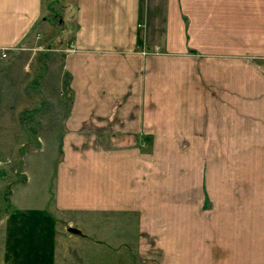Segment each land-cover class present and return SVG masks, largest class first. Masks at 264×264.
<instances>
[{"label": "crops", "instance_id": "crops-1", "mask_svg": "<svg viewBox=\"0 0 264 264\" xmlns=\"http://www.w3.org/2000/svg\"><path fill=\"white\" fill-rule=\"evenodd\" d=\"M201 3L0 0V140H61L51 253L60 225L81 239L73 221L97 214L132 222L160 264H264V0ZM64 21L66 52L33 49ZM28 235L12 226L0 264H28Z\"/></svg>", "mask_w": 264, "mask_h": 264}, {"label": "rangeland", "instance_id": "rangeland-1", "mask_svg": "<svg viewBox=\"0 0 264 264\" xmlns=\"http://www.w3.org/2000/svg\"><path fill=\"white\" fill-rule=\"evenodd\" d=\"M145 1L150 2L151 0ZM199 4L201 6V0H199ZM66 21H64L65 24L59 22L61 25L58 30L62 32L51 42L43 43L42 35L35 36L36 42L33 49H39L38 51H44L46 54L61 50L62 48L61 52H66V48L70 46L66 45V40L69 37L68 35H70V29ZM190 22L197 33L196 39L200 40L202 23L200 10L193 13ZM157 24L160 26L156 29V37L160 39L161 21H158ZM37 61L38 59H35V65ZM53 71L54 69L50 73L51 85L57 84L58 79ZM53 92L51 90L50 100L54 98ZM57 94L56 97L61 101L60 105L63 106V102L65 103L69 99L67 88L61 89ZM60 108L63 109L62 107ZM51 114L53 115V110ZM46 136L47 139L44 140L39 138L38 135L34 139H27L22 145L23 148H19V150H15L14 148L15 140H9V138L7 140H0V216L5 212L0 221L2 222L0 223V245L2 244L3 247L7 235L12 234V226H14V231L18 235L22 234L25 228L28 227L30 229L31 227L32 235H28L29 237H27L31 239L34 249L30 253V257H27V259L30 258L28 264H47L49 259L53 264L162 263L159 260L162 251L155 245L156 242L149 241L145 245L146 249L144 253L141 255L133 250L136 248L135 240L137 238L135 233L131 231L133 229L126 233L123 231L126 229L128 223L131 227L133 225L132 222H128L127 220L120 221L118 219L107 220L104 215L97 214L89 216L83 214L80 219L73 221L85 233V237L81 239L73 240L66 231H63V227L60 225L59 228L62 233H58V238L53 243V252L49 251V244L46 242V239L51 240L53 234H49L47 229H45L47 225L44 223V219L47 210H55L54 195L52 194V191L55 189L53 176L54 169L56 168V158H58L59 150L61 149V140H53L52 136L54 134ZM21 142V140H18L16 144L20 147ZM4 146L11 148L3 149L2 147ZM11 167L17 170L16 184L9 186L7 181H3L2 178L4 177V171ZM10 178L12 179V176H5V180L11 181ZM56 217L60 218L57 213ZM56 223L58 226L61 224V221L57 219ZM69 223L71 222L67 224ZM20 224H22L21 227H19ZM18 252L19 255L15 262L21 261V253L23 254V252ZM162 254L164 256V253ZM1 258L2 256H0ZM15 262L10 260L9 264H15Z\"/></svg>", "mask_w": 264, "mask_h": 264}, {"label": "water", "instance_id": "water-1", "mask_svg": "<svg viewBox=\"0 0 264 264\" xmlns=\"http://www.w3.org/2000/svg\"><path fill=\"white\" fill-rule=\"evenodd\" d=\"M69 231L74 234H81V232L77 229L70 228Z\"/></svg>", "mask_w": 264, "mask_h": 264}]
</instances>
